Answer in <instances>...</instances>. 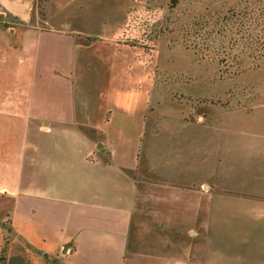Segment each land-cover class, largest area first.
Segmentation results:
<instances>
[{
	"label": "rangeland",
	"instance_id": "obj_1",
	"mask_svg": "<svg viewBox=\"0 0 264 264\" xmlns=\"http://www.w3.org/2000/svg\"><path fill=\"white\" fill-rule=\"evenodd\" d=\"M66 2L68 11L61 12ZM60 21L75 26L59 27ZM25 23L75 32L78 45H95L89 51L94 72L83 80L95 95L77 87L73 99L106 102L113 146L140 150L138 182L155 180L150 170L199 179L215 197L211 218L218 228L241 239L264 229V0L0 2V31L13 47L31 29ZM167 191L157 217L167 206L169 215L184 219L175 224L187 221L190 262L200 263L201 229L213 224L200 214L195 223L188 220L185 208H197L189 190ZM202 198L201 209L209 200ZM180 234L172 253L187 244Z\"/></svg>",
	"mask_w": 264,
	"mask_h": 264
},
{
	"label": "crops",
	"instance_id": "obj_2",
	"mask_svg": "<svg viewBox=\"0 0 264 264\" xmlns=\"http://www.w3.org/2000/svg\"><path fill=\"white\" fill-rule=\"evenodd\" d=\"M69 6L66 2L61 12ZM25 26L31 29L17 47L0 31V251L6 242L5 264H191L187 221L175 224L184 219L169 215L167 206L158 219L156 212L164 208L158 201L169 188L189 190L188 201L197 208H185L188 220L200 214L203 223H212L215 197L208 185L150 170L155 180L145 183L144 192L146 185L136 176L140 150L113 146L105 126L106 102L78 105L73 99L77 87L95 95L83 83L94 72L89 51L95 45H78L75 32ZM202 197L209 199L203 209L198 208ZM179 234L187 244L172 253L169 246ZM242 234L241 239L217 224L203 226V244L196 248L200 263L192 264H228L227 258L229 264H264V229ZM16 258L31 263H16Z\"/></svg>",
	"mask_w": 264,
	"mask_h": 264
},
{
	"label": "trees",
	"instance_id": "obj_3",
	"mask_svg": "<svg viewBox=\"0 0 264 264\" xmlns=\"http://www.w3.org/2000/svg\"><path fill=\"white\" fill-rule=\"evenodd\" d=\"M171 2L176 3L177 0H171ZM6 262V242L3 244L0 251V264H5Z\"/></svg>",
	"mask_w": 264,
	"mask_h": 264
},
{
	"label": "flooded vegetation",
	"instance_id": "obj_4",
	"mask_svg": "<svg viewBox=\"0 0 264 264\" xmlns=\"http://www.w3.org/2000/svg\"><path fill=\"white\" fill-rule=\"evenodd\" d=\"M43 25H46V24H43ZM43 25H42V26H43Z\"/></svg>",
	"mask_w": 264,
	"mask_h": 264
}]
</instances>
